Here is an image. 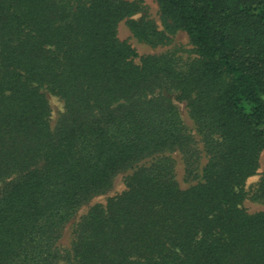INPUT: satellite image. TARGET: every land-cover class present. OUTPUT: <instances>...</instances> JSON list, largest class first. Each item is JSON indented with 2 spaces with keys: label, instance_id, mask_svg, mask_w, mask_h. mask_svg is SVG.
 <instances>
[{
  "label": "trees",
  "instance_id": "obj_1",
  "mask_svg": "<svg viewBox=\"0 0 264 264\" xmlns=\"http://www.w3.org/2000/svg\"><path fill=\"white\" fill-rule=\"evenodd\" d=\"M139 2L0 0V264H264V209L243 206L264 150V0H157L195 45L190 61L138 58L119 38L128 19L164 42L129 19ZM168 92L206 158L185 188L170 153L193 170L198 149ZM47 93L63 101L53 123ZM124 172L59 251L67 220Z\"/></svg>",
  "mask_w": 264,
  "mask_h": 264
},
{
  "label": "rangeland",
  "instance_id": "obj_2",
  "mask_svg": "<svg viewBox=\"0 0 264 264\" xmlns=\"http://www.w3.org/2000/svg\"><path fill=\"white\" fill-rule=\"evenodd\" d=\"M138 1L139 0H128ZM140 9L129 19L146 20L157 30L162 32L166 37L162 43H148L143 39L136 37L131 28L128 19H123L118 24V36L120 39L128 42L138 53V58L142 55L148 54H171L183 61H190L197 58V49L195 45L189 40V36L182 29H176L170 31L166 28L167 21L165 22L161 17V12L157 0H140ZM137 58V60H138ZM172 98L175 96V92H168ZM47 97L50 104V114L52 123L63 111V101L53 94L47 93ZM173 101L178 106V110L182 116V119L186 123L188 129L196 140V147L198 149V159L194 164V169L190 170L184 161V157L181 152L175 151L170 153L174 159L176 179L180 182L182 187H188L191 184L196 183L200 176L201 168L206 161L203 151L201 137L197 132L196 125L188 113L185 101ZM147 163V161L145 162ZM131 172V171H130ZM127 172L119 174L115 179L113 186L105 193L95 195L88 202L82 204L70 219L63 225L60 230V236L56 242L57 249L65 253L66 250H70L75 237V230L77 225L82 221L83 217L87 214L89 209L95 204H105L107 199L113 195H116L125 189V179ZM264 178V150L261 151L258 160V168L254 175L249 176L245 183V190L247 191V197L243 201V206L249 212H255L264 209V200L255 199L254 196L259 187V181ZM255 198H253V197ZM60 252V254H61ZM63 260L60 259L59 262Z\"/></svg>",
  "mask_w": 264,
  "mask_h": 264
}]
</instances>
